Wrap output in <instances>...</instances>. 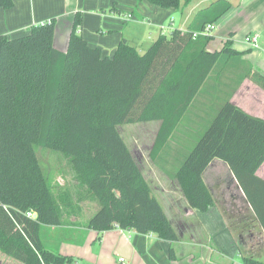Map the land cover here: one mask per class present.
<instances>
[{
  "label": "trees",
  "instance_id": "trees-1",
  "mask_svg": "<svg viewBox=\"0 0 264 264\" xmlns=\"http://www.w3.org/2000/svg\"><path fill=\"white\" fill-rule=\"evenodd\" d=\"M147 1L179 8L191 0ZM12 4L0 0V8ZM230 8L228 0H214L189 29L159 36L143 53L123 38L112 56L104 55L76 31L79 12L65 50L54 46V18L21 36L0 34V252L23 264L71 263L72 257L43 247L40 225L62 224L77 214L75 203L85 200L98 205L86 222L98 233L115 226L176 241L175 227L118 130L121 124L152 120L160 125L149 159L177 182L191 208L205 212L213 204L203 172L218 159L227 164L264 231V179L256 174L264 161V119L232 103V94L195 128L190 143L181 147L184 155L167 159L178 123L209 73L237 53L228 42L207 51L210 35L193 38L192 33ZM245 75L264 89L262 74ZM38 147L66 159L80 189L77 200L69 189L52 192L36 157ZM169 257L174 258L172 247Z\"/></svg>",
  "mask_w": 264,
  "mask_h": 264
},
{
  "label": "crops",
  "instance_id": "crops-1",
  "mask_svg": "<svg viewBox=\"0 0 264 264\" xmlns=\"http://www.w3.org/2000/svg\"><path fill=\"white\" fill-rule=\"evenodd\" d=\"M213 1L191 0L185 6L174 8L160 7L147 0H13L11 7L0 8V34L8 37L21 36L26 34L33 24L54 18V46L65 50L75 14L79 12L82 22L76 31L89 45L99 47L104 55L112 56L123 38L136 47L139 53H143L159 36L169 37L174 29L181 31L189 29L195 15ZM228 1L231 8L214 22V30L212 29L213 32L209 34L210 39L205 49L221 50L228 42L237 53L227 59H221L219 65L209 73L200 88V94L178 123L175 131L186 139L187 135L191 134L187 126L196 128L203 125L229 94H232L230 101L236 106L252 116L264 119V89L250 76L245 75L250 70L264 76V0ZM254 33L258 34L259 46L256 48L244 42L246 35ZM152 121H156L154 124L157 125V132L160 121ZM152 121L141 123H153ZM169 155L174 156V151ZM148 163L153 166L151 168L153 171L149 169L148 171L161 183L160 190L169 193L168 190L172 187L171 191L180 192L186 203L183 209L177 208V211L173 212V215L175 213L179 215V223L176 226L164 209L160 195L153 191L149 179L141 169L167 218L178 233L179 238L176 241L159 238L153 232L139 234L115 226L102 233L84 227V230L80 229V237L64 241L66 245L63 247L56 246L55 249L49 250L71 256L72 262L69 264H245L239 253V244L237 245L233 239L225 215L217 212L215 199L213 198L214 202L207 211L200 212L205 214L200 217L197 214L199 212L188 205L177 182L168 178L151 160ZM263 165L264 161L256 174L264 179L259 174ZM209 168H215L212 187L235 188L234 184L237 183L226 163L213 159L203 172L205 183L207 182L205 174ZM225 171L227 176V173L230 174V178L226 177L227 180L221 178ZM207 187L210 190L208 185ZM237 187L243 196L241 189ZM232 194L231 198L234 201L237 199L242 201L241 196L237 198ZM243 204L249 217L252 214L255 218L250 219L258 223L249 204L246 201ZM181 210L184 213H181ZM212 210L214 212L210 213ZM192 213H196V217L188 218ZM194 219H197L195 224L199 225V228L197 231L195 229L190 231V225L194 226ZM87 220L88 218L85 222ZM66 225H75L74 219ZM258 226L261 228L259 223ZM260 234L264 239L262 228ZM249 236V240H252L254 234L251 232ZM95 239L97 245L92 244ZM170 247L174 255L172 259L169 257ZM1 255L5 254L0 252V264L3 260ZM17 263L23 264L19 261L11 264Z\"/></svg>",
  "mask_w": 264,
  "mask_h": 264
},
{
  "label": "rangeland",
  "instance_id": "rangeland-1",
  "mask_svg": "<svg viewBox=\"0 0 264 264\" xmlns=\"http://www.w3.org/2000/svg\"><path fill=\"white\" fill-rule=\"evenodd\" d=\"M217 28V27H215ZM214 30V29H213ZM213 30L210 32L212 33ZM209 33V34H210ZM212 39V38H211ZM136 48V47H135ZM137 49V48H136ZM149 122V121H148ZM153 123H129V124H121L118 126V130L128 146L129 150L132 151L134 154L138 166L144 171L145 176L147 179H149L153 191L160 195V199L162 202V205L164 209L168 212L169 217H171L172 222L174 225L179 223L178 220V214L175 213L173 215V212L177 211L178 209H183L184 205L186 204L184 199L179 193H174V191H171V188H169L168 192H165L163 190H160V185L158 180L154 179V175L148 171L153 168L151 164L148 162L150 161L148 158V151L150 150L152 143L155 138V132L157 129V125L154 123L156 121H152ZM190 130L191 134L187 135V139L185 136H181L180 134L175 133L173 135L170 144L171 148L176 150L174 151V156L167 159H174L175 161L184 153V150L182 149L183 146H186V144L190 143V140L192 139V134L195 132V126H187ZM176 139V140H175ZM182 147V148H181ZM36 157L37 160L41 166V169L43 173L46 175L48 184L52 190V192L57 193L61 189H69L72 193V196L74 200H77L78 195L80 193V189L76 184V181L74 180V174L71 170L70 166L68 165L66 159L59 153L50 150L49 148H42L38 147L36 150ZM180 157V158H181ZM149 160V161H148ZM148 164V165H147ZM215 168H209L205 174L206 178V184L210 187V190L212 192V197L215 199L217 203V212L225 215V219L227 220V223L231 229V233L233 236V239L235 240L236 244L239 248V253L242 256L254 258L257 260H260L264 262V239L261 234V228L258 226V223L255 221H252L250 218L252 217L253 220L255 218L251 214L250 215L245 211V199L244 197L239 193L240 190L238 189V185L234 184L235 188L231 189H225V188H219V187H212L211 183L214 181L213 171ZM227 171V168L225 169ZM225 174L221 176V178H225L228 176ZM222 173V172H221ZM259 174L264 177V165L261 167ZM155 186V188H154ZM159 186V187H158ZM168 187V186H167ZM181 191V190H180ZM231 193L235 197H242V201L237 199L234 201L231 198ZM154 194V193H153ZM156 196V194H154ZM76 202V201H75ZM77 204L78 208L76 211L77 214L72 215L70 217L63 218V223L59 225H50V224H41L40 225V231L41 234L40 239L41 243L44 248L46 249H55L56 246L63 247L66 245L67 240L75 239L76 237H80V229L84 230L83 228L86 227V219L89 218L92 213L98 208V205L95 201L91 200H85ZM182 211V210H181ZM213 213L214 211H210V213ZM181 213H184L183 211ZM196 213H192L188 215V218L193 217L195 218ZM200 217L205 216L203 213H197ZM174 218H176L174 220ZM74 219L75 225H66L67 221ZM197 222V219H194L193 225H190V231H194V229L197 231L199 228V225L195 224ZM177 226V225H176ZM253 233L254 236L252 240H249V234ZM40 236V235H39ZM242 240V241H241ZM241 242V243H240ZM93 245H97V239H95V242L92 243ZM53 252V251H52ZM2 257V264H11L12 262H16L14 259L7 255H1ZM65 256V255H64ZM71 257V256H69ZM1 260V258H0ZM81 262V260L79 259ZM18 264V263H17ZM20 264V263H19Z\"/></svg>",
  "mask_w": 264,
  "mask_h": 264
},
{
  "label": "built area",
  "instance_id": "built-area-1",
  "mask_svg": "<svg viewBox=\"0 0 264 264\" xmlns=\"http://www.w3.org/2000/svg\"><path fill=\"white\" fill-rule=\"evenodd\" d=\"M214 25H215L214 22L206 23L202 30L194 31L192 33V37L196 38L197 36H202V35L209 34L210 31L213 29ZM244 42L249 44L251 47H255V48L258 47L259 46V44H258V34L254 33V34L246 35L244 37ZM26 215L31 217V218H35L36 217V213L33 212V211H28L26 213Z\"/></svg>",
  "mask_w": 264,
  "mask_h": 264
}]
</instances>
